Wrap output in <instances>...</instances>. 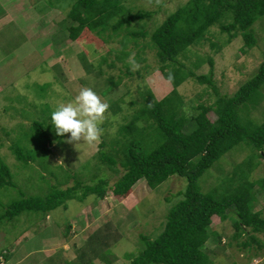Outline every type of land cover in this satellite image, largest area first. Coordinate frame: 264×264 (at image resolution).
Here are the masks:
<instances>
[{
  "label": "rangeland",
  "instance_id": "rangeland-1",
  "mask_svg": "<svg viewBox=\"0 0 264 264\" xmlns=\"http://www.w3.org/2000/svg\"><path fill=\"white\" fill-rule=\"evenodd\" d=\"M75 1L12 0L10 3L7 0L3 1L5 9L0 8L3 17L0 20V159L10 168L17 185L0 187V215L23 195L46 198L53 187L65 189L78 182L93 185L102 178L110 179L113 185L124 171L119 164V172L115 173L110 167L95 162L100 143L104 139L109 144L121 139L120 126L141 107L146 89L157 100L172 90L171 83L159 73V61L150 38L139 40V47L145 45L141 53L145 60H136L140 73L132 76L121 74L117 67L109 68V61L102 63V56L111 48H120L117 41L104 44L86 30L72 42L62 27ZM188 1L126 0L125 6L132 13H150L132 23L135 29L144 28L150 33ZM11 13L12 18L8 16ZM13 18L15 22L8 24ZM223 22L212 26L206 38L190 48L188 58L180 57L179 61L196 75H209L212 59L217 91L220 95L232 96L256 75L264 60V17L252 29L257 44L250 49L245 48L241 35L228 43V34L221 29ZM137 51L138 48L131 53L136 55ZM81 52L84 61L80 58ZM114 59L115 54L111 53L110 60ZM197 59L201 63L194 67ZM86 64L90 70L94 64L95 70L89 72ZM109 76H121L122 80L119 86L102 95ZM81 87H91L109 105L121 100L122 114L108 124L106 121L114 115L111 110L105 113L102 127H106L99 143L75 146L66 142L69 134L61 138L54 133L52 152L45 154L34 144L33 122L50 123L55 104L72 99ZM178 90L188 117L196 113L194 109L199 104L212 105L217 100L212 88L195 79L186 80ZM260 91L263 97L257 108H250L249 115L257 125L264 123V85ZM210 118L215 119L214 114ZM12 145L33 150L35 160L29 164L19 162ZM119 146L114 144L115 148ZM253 152L245 143L235 146L199 179L201 191L230 190L235 184L233 176L237 167ZM254 159L250 163L248 160V165ZM197 161L198 158L194 160ZM255 162L260 163L251 171L253 182L264 178V158ZM186 186L187 180L179 176H172L155 190L142 180L128 197L108 194L98 201L90 195L84 202L68 201L67 209L60 207L47 216L25 212L12 221H1L0 264H128L143 249V235L154 239L161 233L167 214L183 199L178 194L184 193ZM254 191L259 198L255 211H262L264 217L263 192L258 187ZM232 223L231 219H213L211 231L218 233L221 241L212 238L207 244L212 264H264V248L251 242L248 235L232 239L235 233ZM255 235L264 246V234Z\"/></svg>",
  "mask_w": 264,
  "mask_h": 264
},
{
  "label": "trees",
  "instance_id": "trees-1",
  "mask_svg": "<svg viewBox=\"0 0 264 264\" xmlns=\"http://www.w3.org/2000/svg\"><path fill=\"white\" fill-rule=\"evenodd\" d=\"M125 1L76 0L63 20L62 28L68 32L72 42L77 41L86 30L104 44L117 41L120 48H111L107 55L102 56V63L109 61V68L117 67L125 76L139 75L140 69L132 71L127 60L133 54L131 52L138 48L135 59L143 62L145 59L141 53L145 45L139 47V40L150 38L159 61V73L171 83L172 90L157 100L153 92L146 89L141 107L128 121L125 118L127 122L120 126L121 139L110 144L104 139L100 143L95 162L110 167L115 173L119 172V164L124 171L113 185L110 179L102 178L93 185L78 182L65 189L53 187L46 198L23 195L5 208L0 222L12 221L25 212L47 216L60 207L67 209L68 201L84 202L90 195L98 201L108 194L117 198L128 197L142 180L155 190L172 176H179L187 180L185 192L178 194L183 195V199L169 211L165 226L156 238L141 237L144 247L128 264H212L207 244L212 238L221 241V236L211 231L215 217L221 221L233 220V240L248 235L251 242L263 250V243L255 234H264V217L262 211H255L259 198L254 190L260 188L264 197V178L253 182L250 175L260 163H256L255 159L264 158V123L257 125L249 115L250 108H257L263 97L260 90L264 85V60L256 75L229 96L220 95L215 87L212 59L209 60V75H196L179 58H188L190 48L202 42L211 27L222 21L221 29L228 34V43L241 35L245 48H253L257 40L252 29L264 17V0H189L150 33L144 28L135 29L132 26L150 13H132L125 6ZM111 53L115 54L114 60H110ZM79 55L84 61L83 52ZM200 63L197 59L193 66L197 67ZM86 68L89 72L95 70L94 64L90 66L93 70L87 64ZM188 79L207 85L217 96L212 105L199 104L194 109L196 113L190 117L186 115L185 103L178 90ZM121 80V76L106 78L102 95L119 86ZM120 101L110 103L108 110L114 116L106 121L108 124L122 114ZM211 114L215 119L210 118ZM31 133L37 149L49 155L54 144L51 124L35 121ZM241 143L254 149L247 161L253 157L255 163L248 165L251 159L249 163L244 160L233 176L236 177L235 184L225 193H219L218 189L203 193L199 179ZM114 144L120 145L119 148H115ZM11 149L19 162L29 164L35 160L31 149L19 145H12ZM0 187H17L10 168L1 159Z\"/></svg>",
  "mask_w": 264,
  "mask_h": 264
},
{
  "label": "clouds",
  "instance_id": "clouds-1",
  "mask_svg": "<svg viewBox=\"0 0 264 264\" xmlns=\"http://www.w3.org/2000/svg\"><path fill=\"white\" fill-rule=\"evenodd\" d=\"M132 71L140 68L135 54H130L127 60ZM109 104L103 101L91 87H81L72 99L57 102L50 113V124L56 136L66 142L93 145L99 143L104 129L105 113Z\"/></svg>",
  "mask_w": 264,
  "mask_h": 264
},
{
  "label": "crops",
  "instance_id": "crops-1",
  "mask_svg": "<svg viewBox=\"0 0 264 264\" xmlns=\"http://www.w3.org/2000/svg\"><path fill=\"white\" fill-rule=\"evenodd\" d=\"M3 1H6V2H7V0H0V8H4V7H5ZM8 2L12 3V0H11V1L8 0ZM7 8H8V7H7ZM4 9H5V8H4ZM1 12H2V11L0 10V20H1V18H3V17L1 16ZM24 13H25V12H24ZM12 14H13V13H11L10 15L8 14V16H10V17L12 18V16H13ZM25 14H26V13H25ZM14 22H15L14 18H13V22L7 21V23L10 24V25H11L12 23H14Z\"/></svg>",
  "mask_w": 264,
  "mask_h": 264
}]
</instances>
